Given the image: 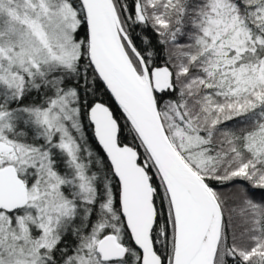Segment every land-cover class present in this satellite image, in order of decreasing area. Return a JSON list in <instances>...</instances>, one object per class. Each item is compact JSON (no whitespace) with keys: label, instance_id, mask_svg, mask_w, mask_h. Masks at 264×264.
<instances>
[{"label":"snow or ice","instance_id":"obj_1","mask_svg":"<svg viewBox=\"0 0 264 264\" xmlns=\"http://www.w3.org/2000/svg\"><path fill=\"white\" fill-rule=\"evenodd\" d=\"M0 264H264V0H0Z\"/></svg>","mask_w":264,"mask_h":264}]
</instances>
